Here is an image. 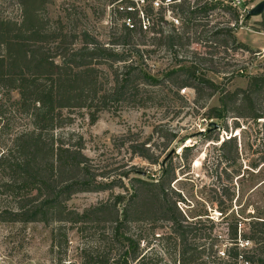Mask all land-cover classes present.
I'll return each instance as SVG.
<instances>
[{"label": "trees", "instance_id": "trees-1", "mask_svg": "<svg viewBox=\"0 0 264 264\" xmlns=\"http://www.w3.org/2000/svg\"><path fill=\"white\" fill-rule=\"evenodd\" d=\"M210 1L191 4L181 0L178 10L188 29L209 25L210 11L221 5ZM9 2L20 15H7V8L0 6V222L56 225L53 245L59 246V238L66 240L61 232L68 224L109 215L113 222L112 237L126 250L117 259L101 255L88 264H134L141 258L142 238L135 239L129 234V226L163 220L169 223L170 232L160 238L168 245L177 240L182 248L180 263L187 264L190 235L195 233V238L202 240L203 225L201 221L188 220L179 210L173 189L176 167L168 165L170 155L161 160L178 136L158 134L155 130L164 147L159 156L150 144L151 138L142 142L127 140L125 143H131L134 156L161 167L160 175L147 176L136 170V176H130L133 172H127L131 193L113 194V201L80 213L68 205L76 194L125 185L122 178L110 180L115 174L105 172L106 168L86 155L83 136L68 133L65 128L79 115L86 114L95 123L102 112L114 107L120 110L123 105L152 101L158 95L150 89H159L163 83L175 87L177 96L185 88L194 89L198 98L207 95L212 99L219 93L221 106L209 109L208 117L226 120L236 114L238 118L262 119L264 114L257 109V100L264 91V75L251 76L245 90L235 91L207 78L195 63L173 70L165 79H154L130 55L141 52L134 35L145 32L137 17L133 18L134 29L124 24L123 34L108 45L88 33L68 29L62 19L53 20L48 11L52 0H7L6 4ZM225 9L239 21L238 9L232 6ZM151 14L153 10H149ZM247 14L246 11L244 16ZM161 22L163 17L152 18L148 31L161 33ZM260 23L264 31V13ZM223 32L217 30L215 36ZM226 32L224 43L231 41L237 45L233 28H227ZM178 40L177 35L168 36L171 47ZM13 93L19 97L14 98ZM19 119L25 123L21 127L17 126ZM233 141L235 138L231 137L222 142L220 149L224 156L227 145ZM193 147L185 146L182 151ZM214 228L205 237L207 260L202 264H264V221L251 220L249 232L244 234V241L254 248L240 249L235 229L229 234L231 246L223 256L219 251L221 238L213 234Z\"/></svg>", "mask_w": 264, "mask_h": 264}, {"label": "rangeland", "instance_id": "rangeland-1", "mask_svg": "<svg viewBox=\"0 0 264 264\" xmlns=\"http://www.w3.org/2000/svg\"><path fill=\"white\" fill-rule=\"evenodd\" d=\"M6 1L0 0V6L7 8V15L18 17L19 10ZM188 1L191 4L211 2ZM254 1L240 0L239 7L245 5L241 10L238 0H215L221 5L210 11L209 25L198 30L188 29L175 8H171L173 16L181 19L177 28L163 13L154 11L149 15L151 25L152 18L163 17L159 26L161 33L135 34L134 42L141 52L129 54L154 79H165L173 70L195 63L200 72L223 88L245 90L251 76L264 75V52L259 41L264 34L261 16L249 20L244 16V10L249 11L259 3L254 4ZM226 6L239 10V21L225 9ZM48 11L53 20L62 19L68 29L88 33L103 44L110 45L123 34L125 17L109 7L107 0H52ZM227 28H233L237 45L231 41L224 43ZM217 30L224 32L215 36ZM169 35L179 37L175 47L170 46ZM150 91L158 98L144 104L123 105L120 110L114 107L102 112L95 123H91L86 114L79 115L65 128L68 133L83 136L86 155L106 168L105 172L115 174L110 180L122 178V185H125L113 190L76 194L68 202L70 209L83 213L113 201V194L131 193L125 177L127 172H133L130 176H136V170L147 176L160 175L161 167L134 156L131 143L125 142L151 138L150 144L159 156L164 147L158 134H176L177 141L161 160L170 155L168 165L176 167L177 180L173 189L179 210L188 220L201 221L203 225L202 240L198 241L195 233L190 235L187 264H202L207 260L204 257L207 254L205 237L213 226V234L221 238V256L231 246L228 238L235 229H238L236 244L240 249L254 248L243 237L249 232L251 220L264 221V118H238L236 114L229 115L226 120L208 117L209 109L221 106L219 93L212 99L207 95L198 98L194 89L185 88L177 96L175 87L169 83ZM13 97L19 96L13 93ZM257 109L264 114V91L257 100ZM17 122L18 127L25 124L20 119ZM231 137L235 141L227 145L224 156L221 144ZM185 146L194 147L183 152ZM111 220V216L105 215L68 224L61 232L66 240L59 238V246L53 245L56 225L0 222V264H88L101 255L117 259L126 249L112 237ZM169 226L163 220L129 226V234L135 239L142 238L141 258L134 264H181L179 242L174 239L168 245L160 238L170 232Z\"/></svg>", "mask_w": 264, "mask_h": 264}, {"label": "built area", "instance_id": "built-area-1", "mask_svg": "<svg viewBox=\"0 0 264 264\" xmlns=\"http://www.w3.org/2000/svg\"><path fill=\"white\" fill-rule=\"evenodd\" d=\"M109 7L115 8L120 14L124 15V24L129 29L135 28L134 17L140 22L144 31H148L151 26L149 10L163 13L166 20H170L174 27L181 24L179 17L173 16L172 9L178 10L181 0H107ZM240 6V0H238ZM172 8V9H171ZM240 8V7H239ZM247 10H244L246 13ZM248 12V11H247ZM171 18V19H170Z\"/></svg>", "mask_w": 264, "mask_h": 264}, {"label": "water", "instance_id": "water-1", "mask_svg": "<svg viewBox=\"0 0 264 264\" xmlns=\"http://www.w3.org/2000/svg\"><path fill=\"white\" fill-rule=\"evenodd\" d=\"M263 13H264V1H261L257 5H255L251 10L248 11L246 20L248 18L262 16Z\"/></svg>", "mask_w": 264, "mask_h": 264}, {"label": "crops", "instance_id": "crops-1", "mask_svg": "<svg viewBox=\"0 0 264 264\" xmlns=\"http://www.w3.org/2000/svg\"><path fill=\"white\" fill-rule=\"evenodd\" d=\"M262 0H256L254 1V4L258 3V2H261ZM263 38H261L262 40H259L260 41V44H261V50L264 52V34L262 36Z\"/></svg>", "mask_w": 264, "mask_h": 264}]
</instances>
